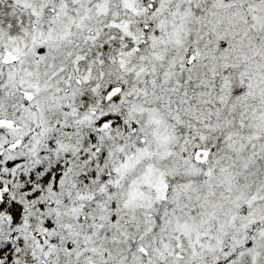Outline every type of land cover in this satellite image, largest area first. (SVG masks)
I'll use <instances>...</instances> for the list:
<instances>
[{
    "label": "snow or ice",
    "instance_id": "obj_1",
    "mask_svg": "<svg viewBox=\"0 0 264 264\" xmlns=\"http://www.w3.org/2000/svg\"><path fill=\"white\" fill-rule=\"evenodd\" d=\"M0 264H264V0H0Z\"/></svg>",
    "mask_w": 264,
    "mask_h": 264
}]
</instances>
